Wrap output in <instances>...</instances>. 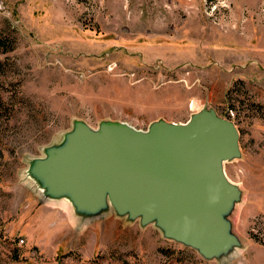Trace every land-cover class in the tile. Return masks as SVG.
Masks as SVG:
<instances>
[{
    "label": "rangeland",
    "instance_id": "1",
    "mask_svg": "<svg viewBox=\"0 0 264 264\" xmlns=\"http://www.w3.org/2000/svg\"><path fill=\"white\" fill-rule=\"evenodd\" d=\"M0 264H264V0H0ZM231 116L236 242L212 257L153 220L50 192L78 123Z\"/></svg>",
    "mask_w": 264,
    "mask_h": 264
},
{
    "label": "water",
    "instance_id": "2",
    "mask_svg": "<svg viewBox=\"0 0 264 264\" xmlns=\"http://www.w3.org/2000/svg\"><path fill=\"white\" fill-rule=\"evenodd\" d=\"M232 118L202 108L185 122L158 120L146 130L107 121L78 123L39 162L54 195L97 211L109 200L120 213L155 221L167 237L212 257L237 240L225 212L240 189L224 161L240 154Z\"/></svg>",
    "mask_w": 264,
    "mask_h": 264
},
{
    "label": "built area",
    "instance_id": "3",
    "mask_svg": "<svg viewBox=\"0 0 264 264\" xmlns=\"http://www.w3.org/2000/svg\"><path fill=\"white\" fill-rule=\"evenodd\" d=\"M231 112H232V111L230 110V113H229L230 116H226V117H228V118H232V116H231L232 113H231Z\"/></svg>",
    "mask_w": 264,
    "mask_h": 264
},
{
    "label": "trees",
    "instance_id": "4",
    "mask_svg": "<svg viewBox=\"0 0 264 264\" xmlns=\"http://www.w3.org/2000/svg\"><path fill=\"white\" fill-rule=\"evenodd\" d=\"M0 44H2V45H3V44H5V43H4V42H3V41L0 39Z\"/></svg>",
    "mask_w": 264,
    "mask_h": 264
}]
</instances>
